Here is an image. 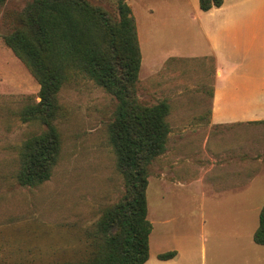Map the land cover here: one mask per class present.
Here are the masks:
<instances>
[{
  "label": "rangeland",
  "instance_id": "1",
  "mask_svg": "<svg viewBox=\"0 0 264 264\" xmlns=\"http://www.w3.org/2000/svg\"><path fill=\"white\" fill-rule=\"evenodd\" d=\"M28 1L0 8V264L82 258L86 230L124 191L107 135L115 100L84 77L58 92L62 148L52 175L35 187L17 183L20 144L42 128L17 111L39 99V84L1 35ZM125 1L142 54L138 96L170 105L166 151L151 163L146 190L148 264L167 245L159 239L171 238L186 245V264H264V246L252 238L264 203V83L251 74H264V0H223L206 12L199 0ZM189 12L201 17L204 35L186 22ZM177 52L191 54L156 59ZM213 60L228 106L211 116Z\"/></svg>",
  "mask_w": 264,
  "mask_h": 264
},
{
  "label": "trees",
  "instance_id": "2",
  "mask_svg": "<svg viewBox=\"0 0 264 264\" xmlns=\"http://www.w3.org/2000/svg\"><path fill=\"white\" fill-rule=\"evenodd\" d=\"M6 0H0V8ZM223 0H199L202 10ZM109 5L90 0H29L1 35L39 84L38 100L17 111L25 123L41 126L20 144L15 179L35 187L48 180L62 148L55 120L61 114L58 92L76 77L91 80L115 100L107 135L124 191L101 209L86 230L85 253L54 264H143L149 256L151 223L146 190L151 163L166 151L170 105L146 103L138 96L142 54L137 26L125 0ZM258 122L264 123V120ZM252 238L264 246V203ZM174 250L159 253L172 258Z\"/></svg>",
  "mask_w": 264,
  "mask_h": 264
},
{
  "label": "crops",
  "instance_id": "3",
  "mask_svg": "<svg viewBox=\"0 0 264 264\" xmlns=\"http://www.w3.org/2000/svg\"><path fill=\"white\" fill-rule=\"evenodd\" d=\"M186 1L189 4L191 3V2H189V0H186ZM215 8L218 9V8H220V6L215 7ZM190 9H192V8H190ZM210 9H208V10H210ZM192 10H194L196 12L195 9H192ZM208 10H203V11L206 12ZM199 13H200V11H199ZM186 17H187L186 22L188 23V25L189 26L192 25L193 27H196V30L204 35L203 32H205V28L202 27V21L200 20L201 17L196 16L194 14V12H189ZM138 41H139V39H138ZM139 45H140V43H139ZM263 46H264V43L261 42V47H263ZM189 54H191V53L183 54V53L177 52V53H173L172 55L170 53L167 56H163L160 58L157 57L156 59H159L160 61L163 60V62H164L165 60H168L169 58L179 59V58H182L184 55H189ZM159 60H157V61H159ZM153 63L157 64V62L154 60V58H153ZM141 65H142V63H141ZM212 66H213V76H212V79L210 81V83L212 85L211 94H210V98H211L210 113H211V116L213 115L215 107L228 106V105H225L226 103L223 100V98H226L228 96L227 95L228 93H226L227 89L222 88V84L219 80L224 75L223 69L219 66V64H218V62H216V60H213ZM258 67L260 68L261 65H259ZM251 71H252L251 74L253 73L254 77H257L262 83H264V74L262 75L258 68H253ZM139 73H140V71H139ZM140 76H141V74L138 76L139 84L141 82ZM254 99H255L254 97L253 98L251 97L245 106L253 105ZM238 102H240V101H235V102L233 101V103H229V105L237 104ZM239 104H241V102ZM203 176H204V173L203 174L201 173L199 178H202ZM159 242H167V245L165 244V245L160 246L156 250V252H154V253L159 254L161 252H165V251H169V250H174L176 253L172 258H169V259L161 260L158 258L157 261H154L155 264H186V245H184L182 241H180V243H179L177 239L171 238V239H159ZM150 257H151V252H150V245H149V256H148V259L143 264H148V262H150L149 261Z\"/></svg>",
  "mask_w": 264,
  "mask_h": 264
}]
</instances>
